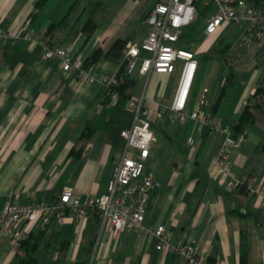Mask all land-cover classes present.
Segmentation results:
<instances>
[{"label":"crops","instance_id":"1","mask_svg":"<svg viewBox=\"0 0 264 264\" xmlns=\"http://www.w3.org/2000/svg\"><path fill=\"white\" fill-rule=\"evenodd\" d=\"M40 1L0 0V29L16 32L31 21V38L0 37V209L8 202L35 205L58 199L66 188L82 199L105 194L126 150L122 132L135 121L127 103L111 106L106 86L64 71L58 58L46 59L45 47L70 49L88 65L96 50L106 54L118 39L141 43L150 31L135 24L146 20L153 1L128 0L110 24L101 26L95 18L98 29L89 40L81 31L89 19L82 15L86 6L77 0H49L40 7ZM41 34L46 39H38ZM92 66L98 76L118 74L121 67L104 55ZM130 79V94L144 97L156 115L171 104L179 73L149 78L139 72ZM205 91L210 103L219 87ZM166 99L170 104L162 101ZM237 121L224 123L234 128ZM153 122L156 141L147 166L159 187L147 207L146 225H163L175 242L197 244L208 264H243V255L245 264H264V121L263 135L231 153L234 173L247 183L234 191L213 175L222 136L205 131L190 149L188 138L197 135L194 122L182 125L170 114L154 116ZM89 128L94 129L92 138L82 139ZM0 264H179V258L158 251L156 238L137 229L115 236L92 214L86 220L71 216L64 225L37 226L20 246L0 236Z\"/></svg>","mask_w":264,"mask_h":264},{"label":"built area","instance_id":"2","mask_svg":"<svg viewBox=\"0 0 264 264\" xmlns=\"http://www.w3.org/2000/svg\"><path fill=\"white\" fill-rule=\"evenodd\" d=\"M150 1V0H146ZM152 8L145 20L150 27L148 37L141 43L129 44L124 52L126 73L124 75L93 72L94 66H86L82 59L72 55L64 47H45L46 59L58 58L66 72L77 73L85 83L99 82L107 87L111 106L121 103L119 88L137 70L142 75H173L179 73L175 96L170 105L161 106L154 112L144 105V97L131 96L127 109L134 114L133 126L122 132L126 140V150L116 164L108 191L100 196H87L82 199L73 188H66L58 199L44 200L35 205L8 202L0 209V236L10 237L19 246L30 238L37 226L47 227L53 223L64 225L76 216L86 220L96 214L102 227H110L115 236L124 231L139 230L143 235H152L157 240V250L172 253L179 258V264H208L200 247L191 242H175L172 234L163 225H146L147 207L153 193L158 189L154 171L147 163L156 141L153 130V117L166 114L176 117L182 125L194 122L196 136L188 138V146L194 149L197 138L208 131L211 136H222L223 142L214 160L213 175L227 190L234 191L245 186L246 181L238 178L233 170L231 153L245 144L250 136L249 130L235 134L234 128L218 120L208 109L207 91L191 108V98L200 69L197 53L177 47L183 31L196 18V3L199 0H151ZM208 6L214 5L216 12L210 14L206 26L208 36L216 35L227 24L244 25L245 35L240 49H262L260 65L264 67V0H206ZM31 21L28 20L16 32L0 29V37L5 41L31 38ZM38 39H46L41 34ZM240 64L237 63L236 66ZM130 93V89L128 90ZM253 97L245 105H258L259 115L264 117V78L251 93ZM264 261V254H262ZM222 264V263H218Z\"/></svg>","mask_w":264,"mask_h":264},{"label":"rangeland","instance_id":"3","mask_svg":"<svg viewBox=\"0 0 264 264\" xmlns=\"http://www.w3.org/2000/svg\"><path fill=\"white\" fill-rule=\"evenodd\" d=\"M102 2L103 5H101V8L97 7L98 9H93L94 7L90 0H80V4L82 3V5L87 7L85 8L84 17H89L96 12V16H94L98 19L101 26L113 22L114 19L118 17L119 12L125 8L128 0H102ZM141 3L144 4L145 2ZM196 8V18L190 26L184 29L183 36L177 47L196 51L199 57L200 69L191 98L193 99L194 96L197 102L206 88L211 91H216L218 87L220 89L222 81L224 79L226 80L229 76L230 69L224 63L223 58L218 52V48H222L225 44L231 43L234 49L237 47L238 50L239 44L245 35L246 27L244 25L231 23L225 25L216 35L208 36L206 34L208 18L210 14L216 12V7L214 5L208 6L206 0H199L196 3ZM144 21L145 20L138 21L135 26L140 28L142 32L146 30L150 31V27L144 24ZM135 39H139V34H136ZM221 41L222 45L220 43ZM201 49H203V51L200 52ZM261 50L262 49L259 50V48L251 50L241 60L240 64L236 66V70L240 72V84L237 85V88L234 90L232 100L227 104V114L222 118L226 123L231 124L239 117V114H236L245 106L243 103L252 100L253 97L251 93L260 85L264 78V67L259 64L263 52ZM231 52H233V50ZM231 52H229L226 57L230 56ZM138 74L139 70L134 74L135 78H137ZM177 79L178 74L173 76V81ZM154 83L155 79L151 80L150 87H152ZM142 84L146 85L147 80L144 79ZM162 101L165 104H170L169 99ZM255 114H257V117L261 116L258 111H255ZM259 118L260 117L257 118L256 124L249 129L250 137L245 143L246 146L252 142L249 140L253 139L255 136L263 135L261 119L264 121V117L262 116L260 119Z\"/></svg>","mask_w":264,"mask_h":264},{"label":"trees","instance_id":"4","mask_svg":"<svg viewBox=\"0 0 264 264\" xmlns=\"http://www.w3.org/2000/svg\"><path fill=\"white\" fill-rule=\"evenodd\" d=\"M48 1L49 0H41L39 6L40 7L44 6ZM90 2L94 7L93 9L101 8V5H103L102 0H90ZM78 3H80V0H77V4ZM72 9L73 10L75 9L74 6ZM84 14H85V9L83 10L82 15ZM95 14L96 12L93 13L91 16H89V19L86 21V23L84 24L81 30L83 34L87 36L88 40L96 33L98 29L97 23L95 22V16H96ZM52 30H53V26L50 27L49 31L51 32ZM220 43L222 45V41ZM128 45H129L128 40L118 39L115 42V44L112 46V48L108 51V53L104 54L102 49L96 50L91 56V58L86 62L88 63V65L86 66L90 67L98 63V61L104 55L107 59H110L111 61L120 64L121 67L119 74L124 75L126 73V63L124 62V51ZM232 50L233 52H231ZM218 52L223 58L224 63L230 69V72H229V76L225 80V83L219 89V93L217 94V96L213 100H211L210 103L208 100V109L214 114L215 117L217 116L219 118L218 119L216 117L218 120H220L221 118L225 117V115L227 114V109H226V107L228 106L227 104L232 100L234 96V90L237 88V85L240 84V72L236 70V65L237 63L241 62V60L245 57V55L249 52V50L248 49L239 50V48L237 50V47L234 49V46L230 43V44H225L224 46H222V48H218ZM229 52H231L230 56L226 57V55ZM132 86L133 85L131 79H128L126 83L119 88L122 95L121 102H125L128 104V101L132 96L128 92V90L131 89ZM195 101L196 100L194 99L193 96V99H191V103H190L191 108H194ZM258 108H259L258 105L244 106L241 114L238 117V121L234 127L235 134H239L241 132L249 130L254 124H256L255 111H258ZM93 133H94V129L92 128L87 129L83 133L82 139L90 140L93 136ZM31 237L32 235L30 236V238ZM29 239L23 241L22 243L24 244L25 242L29 241ZM242 260H243V264H245L244 255L242 257Z\"/></svg>","mask_w":264,"mask_h":264}]
</instances>
